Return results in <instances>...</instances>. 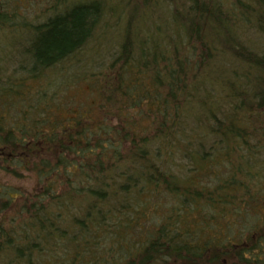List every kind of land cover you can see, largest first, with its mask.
<instances>
[{
  "label": "trees",
  "instance_id": "16d2710c",
  "mask_svg": "<svg viewBox=\"0 0 264 264\" xmlns=\"http://www.w3.org/2000/svg\"><path fill=\"white\" fill-rule=\"evenodd\" d=\"M175 1L0 0V264H264V0Z\"/></svg>",
  "mask_w": 264,
  "mask_h": 264
},
{
  "label": "rangeland",
  "instance_id": "374dc122",
  "mask_svg": "<svg viewBox=\"0 0 264 264\" xmlns=\"http://www.w3.org/2000/svg\"><path fill=\"white\" fill-rule=\"evenodd\" d=\"M106 1H107L106 7H107V13L108 14L105 13L104 18H103L104 21L101 22L99 30L101 29L102 25H104L107 22L108 23L111 22L110 25L114 27L115 23L112 22L113 19L111 18V15H110L112 13H114V17L115 18H117L118 16H122L123 17L126 14L128 15L129 13H132L133 14V18H136L138 12H139V16H141L143 14L142 11H146L147 10V13H146L147 19H145V20L150 22L149 27H151L152 25L159 23L158 19L161 20V21L164 20V19L166 20V18L163 15H161V16L159 15L158 16L159 12L163 14L165 12V10L168 12V10L170 11L173 8L172 0H162L163 3L161 1H159V0H151V2H149L150 4L144 2L145 0H106ZM131 1H132V3L136 2V4L132 5V3H130ZM152 1H153V3L156 4V6L148 9V7H146L147 6L146 4L151 5ZM223 1L225 2L226 0H223ZM38 2H41V1H38ZM175 2L179 3L180 1L176 0ZM144 3H146V4H144ZM37 5H38V7H37L35 12L31 11V12H29V14L26 15L27 19L35 21V19L38 16V14L45 12L47 10V7L49 6L47 3H44V2H41L40 4L37 3ZM122 17H120V24L121 25L123 24L122 22H124V23L126 22ZM252 17H254V16H252ZM251 19H254V18H251ZM115 22H116V20H115ZM160 23H162V22H160ZM164 28H166V26H164ZM172 29H173V27H172ZM253 33H257V32H256L255 29H252V28L248 29V30H245V32H242L241 33L242 41L245 42V40H248V41L251 40L250 41L251 44L258 46L261 49H264V38H260L261 39L260 40V39H258L256 37V34H253ZM116 35H118V33H116ZM5 37H6V39L3 36L0 35V47H3V46L7 45L9 37L8 36H5ZM112 41H114V36H113V34H110L109 36H107L105 38V40L102 42V44L108 45V44L112 43ZM113 46H114V48L111 47L109 53H114V52L117 51L118 47H116V44L113 45ZM88 55H90V50H87V51L84 50L80 54L79 59L84 58V57H86ZM67 65H68V63H67ZM70 74H71V72L67 71L64 76H66V77L67 76H71ZM88 92H89V87H88V85H85L84 87H81L79 92H77V94H78L77 96L80 97L81 99H84L86 101L89 98V96H87ZM16 182H17V184H16L17 186H22V187H25V188L26 187L30 188L31 184H32L31 181L29 182V181H26V180L25 181H16Z\"/></svg>",
  "mask_w": 264,
  "mask_h": 264
}]
</instances>
